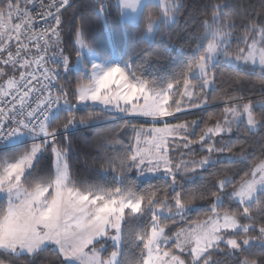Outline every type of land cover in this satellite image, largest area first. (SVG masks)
I'll use <instances>...</instances> for the list:
<instances>
[{"label":"snow or ice","instance_id":"obj_1","mask_svg":"<svg viewBox=\"0 0 264 264\" xmlns=\"http://www.w3.org/2000/svg\"><path fill=\"white\" fill-rule=\"evenodd\" d=\"M90 7L97 17L115 8L125 23L146 20L143 40L153 44L184 4L91 0ZM249 7L251 15H237L233 0L205 5L187 45L190 61L146 76L149 53L135 67L131 56H106L83 25L65 19L72 0H7L0 264H34L49 249L57 264H264V99L253 98L264 97V0ZM66 34L74 50L67 55ZM73 67L75 83H62ZM226 71L231 91L217 95ZM213 104L219 112L186 118ZM110 119L122 123L97 144L98 172L110 186L77 181L72 129ZM194 209L201 216L186 219Z\"/></svg>","mask_w":264,"mask_h":264},{"label":"trees","instance_id":"obj_2","mask_svg":"<svg viewBox=\"0 0 264 264\" xmlns=\"http://www.w3.org/2000/svg\"><path fill=\"white\" fill-rule=\"evenodd\" d=\"M74 8L65 14L66 20L75 21L78 25H83L86 38L89 43L104 55L123 56L127 59L129 56L135 61L134 67L145 62V52L151 55V62L147 66L146 76H164L170 75L178 70L183 64L190 61L187 51V45L192 41L193 34L196 33L200 26V21L204 18L201 15L203 11H209L205 5L216 3L218 0H181L184 4L183 9L178 13L175 23L165 27L163 31L156 35L153 44H147L143 40L146 27V20H138L136 22L125 23L121 20L118 11L113 8L107 17H97L94 10L90 7L91 0H72ZM235 13L238 15L243 9L247 14L253 13V8L249 5H255L258 9L260 0H233ZM7 0H0V8L6 6ZM115 3V0H113ZM156 1L148 2L145 5L155 4ZM153 15H158V9L149 8ZM67 44L66 55L74 50L70 42L69 36H64ZM75 39L74 36L71 37ZM77 71L73 67L70 75L62 78L61 82L75 83ZM231 81L227 75V71L223 80L218 83L217 95L223 94L225 91H231L229 87ZM252 96V92L246 93ZM254 99H264V97L256 95ZM220 111L219 104L209 105L207 110H192L188 113L187 119H203L208 113H217ZM138 123H143V120H138ZM122 123L119 119H110L101 121L98 124L80 125L71 131L72 145L74 149L72 167L74 170L75 179L79 182H102L106 185L111 184V177H102L98 172L100 163L99 148L97 147L99 137L106 134L107 131L117 128ZM131 133L129 131V137ZM259 156V152H257ZM49 167V160L45 157L40 162V171L46 173ZM152 183H157L152 180ZM148 178H142L140 184L142 187H147ZM201 216V211L194 209L188 214L186 219H196ZM187 226V225H185ZM109 246L108 248H110ZM260 249L254 248L253 252H259ZM220 259H228L220 257ZM14 264H20L16 261ZM25 264L27 261L25 260ZM34 264H57L55 255L51 249L42 253L36 258Z\"/></svg>","mask_w":264,"mask_h":264},{"label":"rangeland","instance_id":"obj_3","mask_svg":"<svg viewBox=\"0 0 264 264\" xmlns=\"http://www.w3.org/2000/svg\"><path fill=\"white\" fill-rule=\"evenodd\" d=\"M152 1H156V2H157V0H143V3L146 4V3H148V2H152ZM136 21H138V20H136ZM136 21H132V22H136ZM129 23H130V22H129ZM155 38H156V36H155ZM144 178H148V177H144ZM109 246H111V243H110V242H109L108 244L105 245V248L108 249V250L110 251V250H111V247L108 248Z\"/></svg>","mask_w":264,"mask_h":264},{"label":"built area","instance_id":"obj_4","mask_svg":"<svg viewBox=\"0 0 264 264\" xmlns=\"http://www.w3.org/2000/svg\"><path fill=\"white\" fill-rule=\"evenodd\" d=\"M36 3H39V0H36ZM14 23H17L18 21H13ZM50 67H52L53 65H49ZM63 83V82H62Z\"/></svg>","mask_w":264,"mask_h":264}]
</instances>
